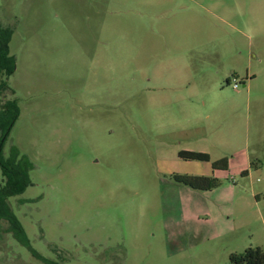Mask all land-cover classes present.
Here are the masks:
<instances>
[{"label":"rangeland","instance_id":"1","mask_svg":"<svg viewBox=\"0 0 264 264\" xmlns=\"http://www.w3.org/2000/svg\"><path fill=\"white\" fill-rule=\"evenodd\" d=\"M0 25L15 59L0 101L19 107L3 155L33 167L8 201L26 240L0 221V264L264 252V0H0Z\"/></svg>","mask_w":264,"mask_h":264},{"label":"trees","instance_id":"2","mask_svg":"<svg viewBox=\"0 0 264 264\" xmlns=\"http://www.w3.org/2000/svg\"><path fill=\"white\" fill-rule=\"evenodd\" d=\"M12 37V30L0 25V98L9 88L6 80L15 71V59L9 54V43ZM229 83V82H228ZM19 117V107L15 100L0 101V221L9 224V232L20 242H25L26 236L20 222L11 210L8 203L10 198L17 197L25 192L31 185L29 169H32L30 162L19 155L16 149L7 158L3 155L4 145L9 137L10 131ZM179 157L191 161H209V156L203 153L180 152ZM213 170L227 168L224 160L212 164ZM247 176V172L244 174ZM176 183L182 184L197 191H211L219 182L213 177L204 176H174ZM33 256L43 264H57L45 259L33 252ZM232 264H264V252L259 248H249L241 254L230 256Z\"/></svg>","mask_w":264,"mask_h":264},{"label":"built area","instance_id":"3","mask_svg":"<svg viewBox=\"0 0 264 264\" xmlns=\"http://www.w3.org/2000/svg\"><path fill=\"white\" fill-rule=\"evenodd\" d=\"M235 88H236V85H235Z\"/></svg>","mask_w":264,"mask_h":264}]
</instances>
